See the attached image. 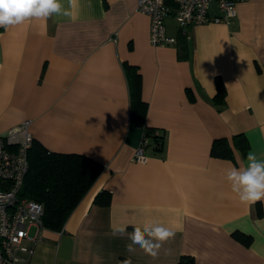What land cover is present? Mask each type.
Here are the masks:
<instances>
[{"label": "crops", "instance_id": "1", "mask_svg": "<svg viewBox=\"0 0 264 264\" xmlns=\"http://www.w3.org/2000/svg\"><path fill=\"white\" fill-rule=\"evenodd\" d=\"M137 2L61 0L70 15L0 27V135L28 119L47 150L103 165L61 231L44 228L26 241L33 252L22 264H177L181 255L195 264H264V200L240 202L226 180V169L247 167L250 152L264 161V0L238 2L229 24L192 25L187 37L171 14L176 42L162 46L150 43ZM125 63L141 74L144 123L160 136L159 145L147 136L144 161L133 159L145 129L131 121ZM237 133L248 141L244 156ZM217 138L231 157L211 154ZM101 190L108 205L95 201ZM145 223L175 233L156 257L128 251V233ZM119 227L124 235L114 234ZM236 230L249 245L233 238Z\"/></svg>", "mask_w": 264, "mask_h": 264}, {"label": "built area", "instance_id": "2", "mask_svg": "<svg viewBox=\"0 0 264 264\" xmlns=\"http://www.w3.org/2000/svg\"><path fill=\"white\" fill-rule=\"evenodd\" d=\"M245 0H138L137 8L150 20V43L169 45L176 37L167 33L166 18L174 16L177 28L187 37L192 25L229 24L236 15V4ZM30 120H23L0 135V264H22L33 252L26 241L36 242L43 227L41 203L20 196L28 169V150L33 136ZM145 131L133 159L144 161ZM22 254H25L24 256Z\"/></svg>", "mask_w": 264, "mask_h": 264}, {"label": "trees", "instance_id": "3", "mask_svg": "<svg viewBox=\"0 0 264 264\" xmlns=\"http://www.w3.org/2000/svg\"><path fill=\"white\" fill-rule=\"evenodd\" d=\"M183 55L186 46L181 45ZM125 75L130 93L131 121L143 126L146 136L154 139L157 145L160 136L155 129L145 126L147 103L141 97L142 80L137 66L124 64ZM216 94L214 101L222 104L225 97V86L222 80L215 78ZM234 147L244 156L247 153L248 141L243 133L232 136ZM210 152L213 156L229 158L232 148L225 138H217L212 142ZM103 169V165L93 158L79 153H58L47 150L33 139L28 150V169L24 177L20 196L35 200L42 204L43 227L53 231H61L63 226L87 191L91 188ZM111 194L107 190L97 193L95 201L100 205H108ZM261 212L258 211V214ZM233 238L244 245H249L251 237L236 230ZM177 264H195L191 255H181Z\"/></svg>", "mask_w": 264, "mask_h": 264}, {"label": "clouds", "instance_id": "4", "mask_svg": "<svg viewBox=\"0 0 264 264\" xmlns=\"http://www.w3.org/2000/svg\"><path fill=\"white\" fill-rule=\"evenodd\" d=\"M53 15L68 16L70 13L63 8L61 0H0V27L18 26L31 18L47 19ZM247 160L245 168L226 169V180L240 202L252 204L264 200V161L251 152ZM114 234L124 235L125 228L114 229ZM174 235V231L163 224L145 223L128 233L131 241L128 251L133 252L134 246H139L146 254L156 257L163 244Z\"/></svg>", "mask_w": 264, "mask_h": 264}]
</instances>
